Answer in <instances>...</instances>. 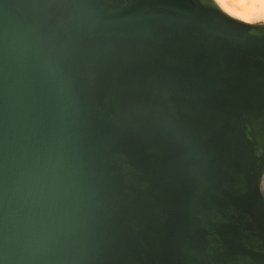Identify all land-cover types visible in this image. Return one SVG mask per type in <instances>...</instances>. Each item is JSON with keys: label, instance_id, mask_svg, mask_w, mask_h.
Wrapping results in <instances>:
<instances>
[{"label": "water", "instance_id": "1", "mask_svg": "<svg viewBox=\"0 0 264 264\" xmlns=\"http://www.w3.org/2000/svg\"><path fill=\"white\" fill-rule=\"evenodd\" d=\"M264 23L213 0H0V264H264Z\"/></svg>", "mask_w": 264, "mask_h": 264}, {"label": "bare ground", "instance_id": "2", "mask_svg": "<svg viewBox=\"0 0 264 264\" xmlns=\"http://www.w3.org/2000/svg\"><path fill=\"white\" fill-rule=\"evenodd\" d=\"M213 1L220 10L234 19L249 24L264 21V6L260 0H222V5Z\"/></svg>", "mask_w": 264, "mask_h": 264}, {"label": "snow or ice", "instance_id": "3", "mask_svg": "<svg viewBox=\"0 0 264 264\" xmlns=\"http://www.w3.org/2000/svg\"><path fill=\"white\" fill-rule=\"evenodd\" d=\"M216 3L222 5V0H216ZM260 3L262 6H264V0H260Z\"/></svg>", "mask_w": 264, "mask_h": 264}, {"label": "rangeland", "instance_id": "4", "mask_svg": "<svg viewBox=\"0 0 264 264\" xmlns=\"http://www.w3.org/2000/svg\"><path fill=\"white\" fill-rule=\"evenodd\" d=\"M257 23H264V21L260 20V21H255L253 24ZM262 191H264V183L262 182Z\"/></svg>", "mask_w": 264, "mask_h": 264}]
</instances>
